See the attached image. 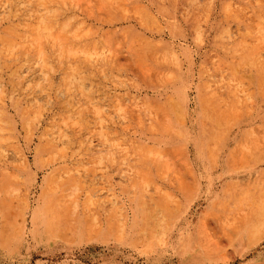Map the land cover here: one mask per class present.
I'll use <instances>...</instances> for the list:
<instances>
[{"label": "rangeland", "instance_id": "obj_1", "mask_svg": "<svg viewBox=\"0 0 264 264\" xmlns=\"http://www.w3.org/2000/svg\"><path fill=\"white\" fill-rule=\"evenodd\" d=\"M0 264H264V0H0Z\"/></svg>", "mask_w": 264, "mask_h": 264}]
</instances>
